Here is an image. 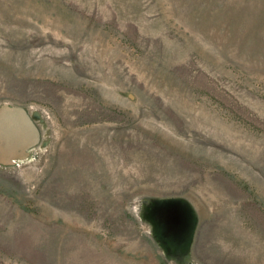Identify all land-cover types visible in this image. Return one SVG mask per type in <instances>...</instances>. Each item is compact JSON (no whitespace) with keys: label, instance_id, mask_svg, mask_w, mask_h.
Returning <instances> with one entry per match:
<instances>
[{"label":"rangeland","instance_id":"1","mask_svg":"<svg viewBox=\"0 0 264 264\" xmlns=\"http://www.w3.org/2000/svg\"><path fill=\"white\" fill-rule=\"evenodd\" d=\"M1 106L0 264H264V0H0Z\"/></svg>","mask_w":264,"mask_h":264},{"label":"crops","instance_id":"2","mask_svg":"<svg viewBox=\"0 0 264 264\" xmlns=\"http://www.w3.org/2000/svg\"><path fill=\"white\" fill-rule=\"evenodd\" d=\"M12 122V128H6L1 117ZM39 141L36 126L27 116L25 109L19 106L0 107V156L18 158Z\"/></svg>","mask_w":264,"mask_h":264},{"label":"water","instance_id":"3","mask_svg":"<svg viewBox=\"0 0 264 264\" xmlns=\"http://www.w3.org/2000/svg\"><path fill=\"white\" fill-rule=\"evenodd\" d=\"M23 108V107H22ZM27 116L30 118V120L32 121V123L36 126V128L38 129L37 127V124L35 123L34 119L31 117V115L28 113L27 110H25ZM38 133H39V129H38ZM39 136H40V133H39Z\"/></svg>","mask_w":264,"mask_h":264},{"label":"built area","instance_id":"4","mask_svg":"<svg viewBox=\"0 0 264 264\" xmlns=\"http://www.w3.org/2000/svg\"><path fill=\"white\" fill-rule=\"evenodd\" d=\"M35 121V120H34ZM35 123H36V121H35Z\"/></svg>","mask_w":264,"mask_h":264}]
</instances>
